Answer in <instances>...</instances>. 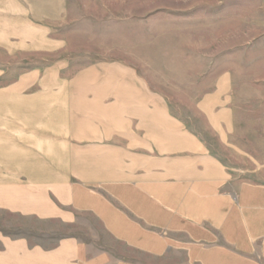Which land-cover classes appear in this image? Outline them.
<instances>
[{
	"label": "rangeland",
	"instance_id": "374dc122",
	"mask_svg": "<svg viewBox=\"0 0 264 264\" xmlns=\"http://www.w3.org/2000/svg\"><path fill=\"white\" fill-rule=\"evenodd\" d=\"M146 102L185 138L138 140ZM0 140L59 184L219 170L264 185V0H0ZM10 218L44 246L94 225Z\"/></svg>",
	"mask_w": 264,
	"mask_h": 264
},
{
	"label": "crops",
	"instance_id": "0c3cea01",
	"mask_svg": "<svg viewBox=\"0 0 264 264\" xmlns=\"http://www.w3.org/2000/svg\"><path fill=\"white\" fill-rule=\"evenodd\" d=\"M140 109L145 145L185 138L163 106ZM147 165L154 166L133 163ZM24 167L0 158V264H264V185L235 183L219 170L59 184L27 177ZM11 216L72 226L83 217L94 225L83 224L82 239L44 246L11 236Z\"/></svg>",
	"mask_w": 264,
	"mask_h": 264
}]
</instances>
